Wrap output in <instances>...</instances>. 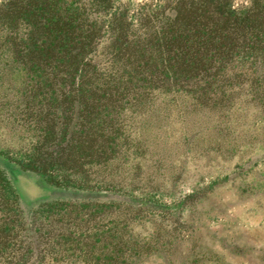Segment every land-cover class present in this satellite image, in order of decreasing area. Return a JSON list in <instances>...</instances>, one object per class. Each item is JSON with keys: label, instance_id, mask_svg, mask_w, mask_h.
Instances as JSON below:
<instances>
[{"label": "trees", "instance_id": "1", "mask_svg": "<svg viewBox=\"0 0 264 264\" xmlns=\"http://www.w3.org/2000/svg\"><path fill=\"white\" fill-rule=\"evenodd\" d=\"M175 7L155 22L131 23L129 34L115 28V0L1 1L0 123L4 113L33 105L45 116L60 114L25 120L37 132L29 156L0 153L53 185L99 190L105 181L93 168L102 170L120 152L128 108L145 109L169 92L192 95L202 107H232L237 94L264 106V0L242 9L228 0ZM218 96L230 102H213ZM0 188L14 212L0 228V264H138L152 250L131 236V219H107L111 204L46 201L26 223L1 168ZM29 229L34 233L24 234Z\"/></svg>", "mask_w": 264, "mask_h": 264}, {"label": "rangeland", "instance_id": "2", "mask_svg": "<svg viewBox=\"0 0 264 264\" xmlns=\"http://www.w3.org/2000/svg\"><path fill=\"white\" fill-rule=\"evenodd\" d=\"M181 1L198 0H115L121 16L115 28L131 34V23L162 18ZM228 1L235 9L251 4ZM236 100L232 107H202L192 95L169 92L155 95L145 109L128 108L121 115L120 152L102 170L93 168L105 181L99 190L53 185L0 153V168L18 193L15 208L28 223L46 201L111 204L107 219H131V236L152 246L138 264H264V106L254 108L243 95ZM229 102L225 97L224 105ZM18 110L3 115L0 151L21 158L37 135L25 120H57L60 113L45 116L40 105ZM17 116L23 124L12 122ZM6 195L0 188V228L14 215Z\"/></svg>", "mask_w": 264, "mask_h": 264}]
</instances>
